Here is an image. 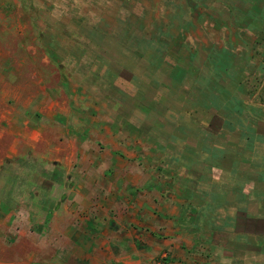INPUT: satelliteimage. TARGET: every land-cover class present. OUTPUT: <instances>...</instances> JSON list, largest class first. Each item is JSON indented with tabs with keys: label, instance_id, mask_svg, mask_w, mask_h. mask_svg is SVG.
Segmentation results:
<instances>
[{
	"label": "rangeland",
	"instance_id": "obj_1",
	"mask_svg": "<svg viewBox=\"0 0 264 264\" xmlns=\"http://www.w3.org/2000/svg\"><path fill=\"white\" fill-rule=\"evenodd\" d=\"M183 78L264 115V0H0V264L91 263L87 230L112 206L90 183L108 182L112 152L167 172L171 144L152 140L172 128L144 118Z\"/></svg>",
	"mask_w": 264,
	"mask_h": 264
},
{
	"label": "crops",
	"instance_id": "obj_2",
	"mask_svg": "<svg viewBox=\"0 0 264 264\" xmlns=\"http://www.w3.org/2000/svg\"><path fill=\"white\" fill-rule=\"evenodd\" d=\"M184 78L167 85L169 98L166 94L151 108L155 115L144 118H161L149 122L167 121L172 128L166 139L152 140L171 144L167 172L147 173L129 163V155L112 152L108 182L91 181L90 190L105 191L112 210L104 220L96 216L95 226L86 229L88 246L96 249L90 264H154L158 259L163 264H264V172L256 160L257 143L264 142L257 127L264 115L242 97L202 98ZM153 81L160 91L161 77L154 75ZM141 155L133 157L142 161L146 157ZM77 184L81 192L83 185ZM102 196H95L97 204ZM74 219L55 214L49 223L60 220L67 232ZM102 222L106 225L99 232ZM77 236L78 241L81 231Z\"/></svg>",
	"mask_w": 264,
	"mask_h": 264
},
{
	"label": "built area",
	"instance_id": "obj_3",
	"mask_svg": "<svg viewBox=\"0 0 264 264\" xmlns=\"http://www.w3.org/2000/svg\"><path fill=\"white\" fill-rule=\"evenodd\" d=\"M161 259H158L157 262H154V264H163V259L160 261Z\"/></svg>",
	"mask_w": 264,
	"mask_h": 264
},
{
	"label": "trees",
	"instance_id": "obj_4",
	"mask_svg": "<svg viewBox=\"0 0 264 264\" xmlns=\"http://www.w3.org/2000/svg\"><path fill=\"white\" fill-rule=\"evenodd\" d=\"M161 57H162V56H161ZM163 59H164V58L162 57V62H163ZM151 79H152V81H153V77H152ZM153 82H154V81H153ZM154 104H155V103H154Z\"/></svg>",
	"mask_w": 264,
	"mask_h": 264
}]
</instances>
